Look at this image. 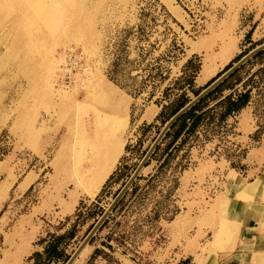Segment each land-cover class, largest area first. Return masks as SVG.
<instances>
[{
	"label": "rangeland",
	"instance_id": "obj_1",
	"mask_svg": "<svg viewBox=\"0 0 264 264\" xmlns=\"http://www.w3.org/2000/svg\"><path fill=\"white\" fill-rule=\"evenodd\" d=\"M263 41L264 0H0V264H63L171 111ZM259 52L157 144L72 264L215 262L233 242L230 202L264 186Z\"/></svg>",
	"mask_w": 264,
	"mask_h": 264
},
{
	"label": "crops",
	"instance_id": "obj_2",
	"mask_svg": "<svg viewBox=\"0 0 264 264\" xmlns=\"http://www.w3.org/2000/svg\"><path fill=\"white\" fill-rule=\"evenodd\" d=\"M260 192L261 199L254 197L230 202L234 211L229 210L228 218L236 223V233L231 244L214 250L215 262H209L204 251L198 257H205L199 262L191 257V264H264V186Z\"/></svg>",
	"mask_w": 264,
	"mask_h": 264
},
{
	"label": "water",
	"instance_id": "obj_3",
	"mask_svg": "<svg viewBox=\"0 0 264 264\" xmlns=\"http://www.w3.org/2000/svg\"><path fill=\"white\" fill-rule=\"evenodd\" d=\"M264 49V41L241 57H239L236 61H234L229 67L223 70L219 75H217L213 80H211L204 88H202L196 95H194L189 101H187L183 106H181L177 111H175L162 125L155 138L152 140L150 145L148 146L145 153L142 155L141 159L130 173L129 177L122 185L120 190L115 195L114 199L108 204L106 209L101 213L98 219L93 223L81 241L78 243L76 248L72 251V253L68 256V258L64 261L63 264H72L73 260L79 254L81 249L87 244L90 237L94 234V232L98 229V227L102 224L103 220L107 217L108 213L113 209L118 200L122 197L128 187L135 180L136 176L139 174L140 170L143 168L145 162L149 158L150 154L153 152L159 141L162 139L166 131L170 128V126L187 110H189L196 102H198L202 97H204L208 92H210L213 88H215L219 83H221L225 78H227L232 72H234L240 65H242L246 60L252 57L254 54Z\"/></svg>",
	"mask_w": 264,
	"mask_h": 264
},
{
	"label": "trees",
	"instance_id": "obj_4",
	"mask_svg": "<svg viewBox=\"0 0 264 264\" xmlns=\"http://www.w3.org/2000/svg\"><path fill=\"white\" fill-rule=\"evenodd\" d=\"M261 53L262 52H259L258 54H255V56H258ZM232 74H233V72L228 77H230ZM224 81L225 80H223L220 84H218L215 88H213L210 92H208L204 97H202L198 102H196L189 110H187L185 113H183L170 126V128L166 131V133L164 134L163 138L161 139V141L159 143H161V142H163L165 140H168L169 142H167L166 145H169V144H171V142L176 137H178L180 135V133H182L184 131V129L191 130L193 128V126L196 125V122L199 120L200 116L202 115L201 112L197 113V109H198L199 105L204 100H206L212 93H214ZM248 98H249V90L248 89H245L242 92H238L237 94H235V96L233 98H232L231 94L225 95L220 100L221 101L220 103H222L224 105V108H223V111H221V113L219 115V118H223L227 114H229V113H231L233 111L239 110L242 106L245 105V103L248 101ZM185 103L186 102H183V103L177 105L171 111V114L169 116H171L175 111H177ZM187 121H190L189 124H187ZM157 148H158V146L155 149H157ZM119 202H120V200L117 202V205H118ZM117 205L115 207H117ZM47 249H48V247L44 248V251H43L46 256L49 253V251H47ZM43 252L42 253L33 252L31 254V256H30V259H35L36 260L38 257H40L43 254ZM189 263L190 262L187 259L178 262V264H189Z\"/></svg>",
	"mask_w": 264,
	"mask_h": 264
},
{
	"label": "bare ground",
	"instance_id": "obj_5",
	"mask_svg": "<svg viewBox=\"0 0 264 264\" xmlns=\"http://www.w3.org/2000/svg\"><path fill=\"white\" fill-rule=\"evenodd\" d=\"M258 181H259V183H261V182L264 181V173L260 176V178L258 179ZM259 183H258V184H259ZM84 247H85V246H84ZM84 247H83V248H84ZM83 248L81 249V251L84 250ZM81 251H80V252H81ZM80 252H79V254H80V256H81V255L83 254V252H81V253H80ZM79 254H78V255H79ZM78 255H77V256H78ZM77 256H76V258H77ZM80 256H79V257H80ZM76 258H75V259H76ZM75 259L73 260V262L76 261ZM73 262H72V263H73Z\"/></svg>",
	"mask_w": 264,
	"mask_h": 264
}]
</instances>
